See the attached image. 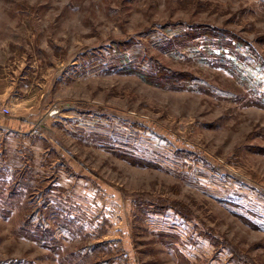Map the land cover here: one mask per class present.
Returning a JSON list of instances; mask_svg holds the SVG:
<instances>
[{
	"label": "rangeland",
	"instance_id": "obj_1",
	"mask_svg": "<svg viewBox=\"0 0 264 264\" xmlns=\"http://www.w3.org/2000/svg\"><path fill=\"white\" fill-rule=\"evenodd\" d=\"M0 264H264V0H0Z\"/></svg>",
	"mask_w": 264,
	"mask_h": 264
},
{
	"label": "built area",
	"instance_id": "obj_2",
	"mask_svg": "<svg viewBox=\"0 0 264 264\" xmlns=\"http://www.w3.org/2000/svg\"><path fill=\"white\" fill-rule=\"evenodd\" d=\"M1 113L4 115H8L10 113V109L8 107H4V108H2Z\"/></svg>",
	"mask_w": 264,
	"mask_h": 264
}]
</instances>
